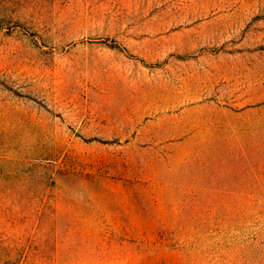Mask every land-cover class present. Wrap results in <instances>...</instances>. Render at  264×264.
<instances>
[{
    "label": "rangeland",
    "instance_id": "rangeland-1",
    "mask_svg": "<svg viewBox=\"0 0 264 264\" xmlns=\"http://www.w3.org/2000/svg\"><path fill=\"white\" fill-rule=\"evenodd\" d=\"M0 264H264V0H0Z\"/></svg>",
    "mask_w": 264,
    "mask_h": 264
},
{
    "label": "bare ground",
    "instance_id": "bare-ground-1",
    "mask_svg": "<svg viewBox=\"0 0 264 264\" xmlns=\"http://www.w3.org/2000/svg\"><path fill=\"white\" fill-rule=\"evenodd\" d=\"M226 71V70H225ZM241 71H243V68L237 67L236 65H232V67L229 69V73L230 75H232L235 79H237V84L239 83V81H241L242 79H247L248 75H242L240 74ZM210 71H208V73H206L205 77L202 79V82H212V77L209 73ZM205 73V72H204ZM222 73V71H221ZM198 74V73H197ZM253 74V72H252ZM196 77V76H195ZM197 77H199L197 75ZM193 81L194 84H190ZM193 80V78H189L187 80V82H185V85H182L181 87H177V94L181 93L180 89H185V88H190V87H196L199 86L201 82V80ZM214 81V80H213ZM260 84V83H259ZM257 84V86L259 85ZM259 87V86H258ZM252 88V87H251ZM210 106V105H209ZM215 107V106H213ZM218 110V109H216ZM225 111V110H224ZM255 114H249L246 117H238V116H231L229 115V113L227 112H219L216 111V114H212V112H209L208 107H203L201 108V110H196L193 112H186L185 115H181L179 118L176 119H171L165 123H167L166 126L172 125L174 123H177L178 128L180 129H185L191 127H201L204 128L205 131L202 132V135H198L197 136V145H194V143H189V145L187 144V146L183 149V153H185V156H189L192 155L191 153L196 151L195 146H197L198 148H203L205 149L207 147V145L213 141V138H215L216 133H217V128L220 129V127H224L225 131H223V135L222 137H224L226 140L230 141L232 144L236 143L237 145H239V147L243 146L245 143V137L244 136V132H250L252 129L255 128V126L252 124L251 122V118H254ZM163 126V125H162ZM165 126V125H164ZM174 129V128H173ZM175 130V129H174ZM198 153L197 151L195 152V154ZM153 157V156H152ZM157 158V157H156ZM155 158V159H156ZM158 162V161H157Z\"/></svg>",
    "mask_w": 264,
    "mask_h": 264
},
{
    "label": "crops",
    "instance_id": "crops-1",
    "mask_svg": "<svg viewBox=\"0 0 264 264\" xmlns=\"http://www.w3.org/2000/svg\"><path fill=\"white\" fill-rule=\"evenodd\" d=\"M252 112H255V111H252ZM249 113H250V112H249ZM249 113H247V114H249ZM247 114H246V115H247Z\"/></svg>",
    "mask_w": 264,
    "mask_h": 264
}]
</instances>
